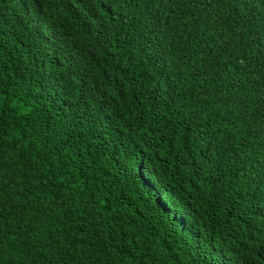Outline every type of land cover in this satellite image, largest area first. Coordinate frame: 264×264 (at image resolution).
Wrapping results in <instances>:
<instances>
[{"label": "trees", "instance_id": "1", "mask_svg": "<svg viewBox=\"0 0 264 264\" xmlns=\"http://www.w3.org/2000/svg\"><path fill=\"white\" fill-rule=\"evenodd\" d=\"M0 264H264V0H0Z\"/></svg>", "mask_w": 264, "mask_h": 264}]
</instances>
